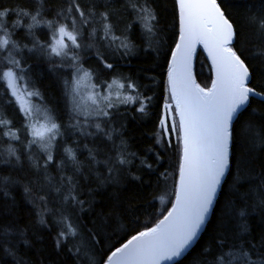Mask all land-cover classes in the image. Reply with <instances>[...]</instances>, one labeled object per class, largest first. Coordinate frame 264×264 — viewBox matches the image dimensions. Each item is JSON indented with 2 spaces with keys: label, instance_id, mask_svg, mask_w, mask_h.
Here are the masks:
<instances>
[{
  "label": "trees",
  "instance_id": "trees-1",
  "mask_svg": "<svg viewBox=\"0 0 264 264\" xmlns=\"http://www.w3.org/2000/svg\"><path fill=\"white\" fill-rule=\"evenodd\" d=\"M216 2L234 28L231 49L250 87L264 94V0ZM0 12L12 32L6 44L0 37V264H105L154 228L176 196L180 125L174 106V121L163 112L172 102L177 0H0ZM61 27L79 47L65 37L56 55L51 42ZM80 68L96 86L119 82L141 103L109 108L107 100V115L81 117L71 102ZM10 71L24 76L36 106L58 126L48 149L8 86ZM194 72L209 89L213 73L201 48ZM231 138L211 219L173 264H264V101L250 98Z\"/></svg>",
  "mask_w": 264,
  "mask_h": 264
},
{
  "label": "water",
  "instance_id": "water-1",
  "mask_svg": "<svg viewBox=\"0 0 264 264\" xmlns=\"http://www.w3.org/2000/svg\"><path fill=\"white\" fill-rule=\"evenodd\" d=\"M177 5L179 11V37L171 55L169 71L167 73L168 88L172 102L167 104V109H164L163 115L164 120L167 115V110L173 115L172 107H175L181 132V163L173 205L169 212L154 227L159 228L155 237L149 239H155L164 232L179 230L182 220L186 215L187 204L190 203L193 209L197 205L202 183L207 173L215 166L216 151L212 132L213 122L233 102V80L236 69L231 60V53H235L231 49V46L235 42V32L232 24L216 0L215 7L212 5V0H177ZM225 20L231 25L230 30L224 24ZM229 33H231L230 36ZM199 48L204 51L212 68L213 81L209 89H203L199 86L195 77L194 66ZM229 49L231 52L228 51ZM250 80L251 76L248 70V75L245 78V86L247 88H250ZM201 89L203 92L200 91ZM255 92L257 93L255 95L249 93L247 101L244 104L238 105L236 111L231 114V118L227 121L229 133L226 144L227 165L224 174L219 178V183L216 185L212 203L209 206L208 212L205 214L204 223L198 235L178 259L169 261L163 256H160L158 260L153 259L148 264H173L177 262L195 245L204 231L207 223L211 219L219 192L229 172L233 123L236 121L238 115L248 106L250 98L264 101V94ZM205 93L208 95L205 96ZM185 126H190L193 133L188 144L189 155L192 159V167L190 170L186 169ZM172 130L176 136L175 126H173ZM182 198L185 203L178 204V201H181ZM174 209L179 210L174 211ZM169 213H172V215L169 216ZM162 221L164 222L163 225L161 224ZM150 230L145 232H149ZM140 234L134 235L114 250L105 264H127L129 249L145 243L144 239L140 241L133 239ZM129 241H132L129 249H125L124 253L121 254L119 250L124 249V246ZM113 253H116V255H113Z\"/></svg>",
  "mask_w": 264,
  "mask_h": 264
},
{
  "label": "snow or ice",
  "instance_id": "snow-or-ice-1",
  "mask_svg": "<svg viewBox=\"0 0 264 264\" xmlns=\"http://www.w3.org/2000/svg\"><path fill=\"white\" fill-rule=\"evenodd\" d=\"M212 5L213 7H215V0H212ZM76 10L80 12L79 5H76ZM80 15L83 16L84 13L80 12ZM224 24L229 30L231 29V25L228 24L226 20L224 21ZM59 34L63 37H67L72 41L73 45L79 47V45L76 44L75 36L66 31L64 27H61L59 29ZM230 35L231 33H229V36ZM4 43L6 44L7 41H4ZM64 47H66V45L63 44V41L57 40V47L52 48V52H54L56 55H61L62 49ZM228 51L231 52L230 49ZM63 54L68 55V53ZM231 60L236 69V74L233 80V102L222 113V115H219L213 122L212 132L214 147L216 151V157L214 161L215 166L209 173H207L202 183L197 205L193 209L190 203L187 204L186 215L182 220L179 230L173 232H164L155 239H149L151 237H155V234L159 231V228L151 229L149 232H144L139 236L134 237L133 239L135 241L144 239L145 243L140 246L132 247L131 249H129V245L132 244V241H129V243L124 246V249L119 250L120 253L123 254L125 249H129L127 254V264H148V262L153 259L158 260L160 256H163L166 260L169 261L178 259L182 255L183 251L198 235V232L202 224L204 223L205 214L208 212L209 206L212 203L213 195L216 191V185L219 183V178L224 174V170L227 165L226 144L229 135L227 129V121L231 118V114L236 111L237 106L244 104L247 101L249 93H252L253 95L257 94L254 89H250L245 86V78L248 75V69L244 65V62L234 52L231 53ZM108 67H111V65H108ZM6 75L10 76L11 73H6ZM109 87H111V85H109ZM200 91L203 92L202 89ZM207 95L208 94L205 93V96ZM102 99H106V97ZM93 103H96L94 98ZM103 114L107 115L106 112H104ZM57 127L58 126L53 122L47 129V132L51 133V135L49 136V140L55 138ZM35 135L39 136L42 139L44 133H35ZM192 135L193 133L191 127L185 126V159L187 170H190L192 167V159L189 155L188 149L189 139ZM32 142H35V140ZM183 203H185L183 198L181 199V201H178V204ZM178 210L179 209H174V211ZM171 215L172 213H169V216ZM161 224L163 225L164 222L162 221ZM113 255H116V253H113Z\"/></svg>",
  "mask_w": 264,
  "mask_h": 264
},
{
  "label": "rangeland",
  "instance_id": "rangeland-1",
  "mask_svg": "<svg viewBox=\"0 0 264 264\" xmlns=\"http://www.w3.org/2000/svg\"><path fill=\"white\" fill-rule=\"evenodd\" d=\"M3 18L4 13L0 12V37L5 41L6 37L8 35L10 36L12 32L5 26ZM17 24L18 23H15V25ZM12 27L15 26L13 25ZM59 29L54 30L53 41L51 40L52 48L57 47V40H62L63 44L66 45L65 37L59 34ZM10 73V76L6 75L5 77L8 86L23 111L29 117L34 136L39 139V143L48 149L53 139L49 140L51 133L47 132V129L53 121L46 111L36 106L34 94L26 84L24 76L15 71H10ZM122 86L121 83L115 82L111 87H98L95 85L93 77L88 70H83L81 68L77 69L73 75V88L71 90L73 108L76 112L80 113L81 117L95 118L104 115L103 113L111 108V106L108 108V105H115L114 103H119L122 106H133L141 103V98L138 97L137 94L125 90ZM104 97H106V99H102ZM93 98L96 103H93ZM107 100L112 101H108L109 103L106 105ZM87 128L88 127L85 126L83 129L85 130ZM41 132L44 133L42 139L35 135V133Z\"/></svg>",
  "mask_w": 264,
  "mask_h": 264
},
{
  "label": "flooded vegetation",
  "instance_id": "flooded-vegetation-1",
  "mask_svg": "<svg viewBox=\"0 0 264 264\" xmlns=\"http://www.w3.org/2000/svg\"><path fill=\"white\" fill-rule=\"evenodd\" d=\"M168 114H169L171 120L174 121V113H173V115H171V114L168 112ZM173 124H174V123H173Z\"/></svg>",
  "mask_w": 264,
  "mask_h": 264
},
{
  "label": "bare ground",
  "instance_id": "bare-ground-1",
  "mask_svg": "<svg viewBox=\"0 0 264 264\" xmlns=\"http://www.w3.org/2000/svg\"><path fill=\"white\" fill-rule=\"evenodd\" d=\"M249 86H250V83H249ZM250 88H251V87H250ZM251 89H253V88H251ZM254 90H255V89H254ZM255 91H256V90H255ZM257 92H258V91H257ZM259 93H260V92H259ZM261 94H262V93H261ZM204 230H205V229H204ZM203 232H204V231H203ZM203 232H202V233H203ZM196 242H197V241H196Z\"/></svg>",
  "mask_w": 264,
  "mask_h": 264
}]
</instances>
